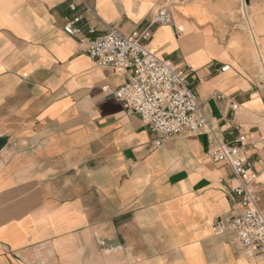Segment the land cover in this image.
<instances>
[{"label": "crops", "instance_id": "obj_1", "mask_svg": "<svg viewBox=\"0 0 264 264\" xmlns=\"http://www.w3.org/2000/svg\"><path fill=\"white\" fill-rule=\"evenodd\" d=\"M78 2L0 0V264H264L213 231L239 209L231 169L207 159L215 138L243 137L264 210V87L239 0ZM164 4L172 25L151 26L147 47L187 74L207 126L153 148L113 94L128 72L79 39L145 29Z\"/></svg>", "mask_w": 264, "mask_h": 264}, {"label": "built area", "instance_id": "obj_2", "mask_svg": "<svg viewBox=\"0 0 264 264\" xmlns=\"http://www.w3.org/2000/svg\"><path fill=\"white\" fill-rule=\"evenodd\" d=\"M78 6L92 13L85 0L71 3L69 9L75 11ZM81 18L76 15L68 19L64 32L70 36L79 34L80 30L75 25ZM153 25H172L168 5H161L156 10L145 29L124 34L110 25L102 36L94 39L82 37L79 44L86 45V53L96 66L128 72L127 81L113 94L125 110L136 114L148 131L155 135L152 146L158 148L184 131L204 129L207 122L199 114L198 101L187 82V74L174 69L169 62L148 49L150 27ZM232 109L236 106L232 105ZM242 141L243 137H240V145L233 146L215 138L207 152L208 161L229 167L238 182L237 187L232 189L239 199L237 213L219 220L213 231L216 235L230 234L232 242L247 257L264 258V210L259 208L260 199L254 187L255 174L241 153Z\"/></svg>", "mask_w": 264, "mask_h": 264}, {"label": "rangeland", "instance_id": "obj_3", "mask_svg": "<svg viewBox=\"0 0 264 264\" xmlns=\"http://www.w3.org/2000/svg\"><path fill=\"white\" fill-rule=\"evenodd\" d=\"M238 17L241 44L257 67L264 87V0H239Z\"/></svg>", "mask_w": 264, "mask_h": 264}]
</instances>
